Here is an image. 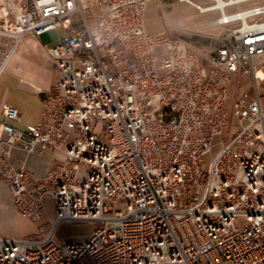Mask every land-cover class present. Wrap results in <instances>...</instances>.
<instances>
[{"label": "built area", "instance_id": "2783aa9c", "mask_svg": "<svg viewBox=\"0 0 264 264\" xmlns=\"http://www.w3.org/2000/svg\"><path fill=\"white\" fill-rule=\"evenodd\" d=\"M151 1L0 0V79L24 38L66 32L44 46L57 78L40 119L1 109L0 185L16 213L54 216L0 237V264H264V0H226L206 58L146 31ZM65 223L93 229L58 241Z\"/></svg>", "mask_w": 264, "mask_h": 264}, {"label": "rangeland", "instance_id": "374dc122", "mask_svg": "<svg viewBox=\"0 0 264 264\" xmlns=\"http://www.w3.org/2000/svg\"><path fill=\"white\" fill-rule=\"evenodd\" d=\"M196 5L202 8H210L214 4L207 0H195ZM248 5V4H243ZM219 17V11H210L206 13L200 12L196 6L181 3L178 0H152L145 13V28L148 33L154 34L161 31H167L170 35L181 37L187 45L196 52L201 58H206L208 54L213 52L220 44L219 36L226 31L225 27L215 25V20ZM66 32L63 29H57L41 35V42L51 48L59 44ZM14 65H9L0 79V96L9 97L10 100H18L25 103L29 108V114L26 116H37V109L33 103V93L31 83L25 79H17L14 76ZM242 79L241 82H245ZM18 82L20 85H18ZM22 84V85H21ZM38 118L30 119L32 123H36ZM27 121L18 124L20 128H25ZM102 125L98 126L96 133L101 132ZM218 140H215L216 142ZM52 155L51 152L47 153ZM54 155V154H53ZM59 156L58 154H56ZM205 169L208 168L210 155L204 158ZM4 187L0 185V188ZM5 188V187H4ZM107 203L116 206V202L107 201ZM54 216V207L49 201L48 214L41 220L34 221L27 217L14 215V222L19 229L17 237H26L31 234L40 232L39 226L48 222ZM5 217L0 211V228H4ZM4 219V221H3ZM62 224L57 230L56 239L58 241L69 239H84L88 236V231L92 228L91 224ZM99 225V224H96ZM8 226V225H7ZM5 226V227H7ZM2 235L0 231V236Z\"/></svg>", "mask_w": 264, "mask_h": 264}, {"label": "crops", "instance_id": "0c3cea01", "mask_svg": "<svg viewBox=\"0 0 264 264\" xmlns=\"http://www.w3.org/2000/svg\"><path fill=\"white\" fill-rule=\"evenodd\" d=\"M0 43L3 44L2 48L0 49L1 60L4 54L10 50L12 41L8 38H1ZM45 45L46 44H43L41 42V36L40 38H36L34 36H28L24 38L15 50L12 61L9 64L14 65L15 78L22 80L25 79L31 83V86L33 88V103L38 112L37 116H26L27 114H29L30 110L25 103H21L20 101L15 99L10 100L8 96H0V118L2 106L5 103H8L18 107L21 110L22 122L27 121L25 123L26 125L33 124L30 119L33 120L35 118H38L37 121L40 119L43 110V96L38 93V90H50L57 78L56 66L54 62L47 56V53L44 49ZM18 85H20L19 82ZM16 155L31 169H35L38 164L42 165L45 162V159L38 156L37 154L27 155L23 151H17ZM0 211L3 217H5V221L3 219L4 223L6 224L5 226L8 225L7 227L4 226V228H0V231L2 233L0 237H17L19 235V229L17 228V225L13 223V216L19 214L16 213L13 209V201L6 187L0 188ZM48 222L40 225L39 230ZM77 226L81 225L78 224ZM91 231L92 228L88 231V235ZM39 234L40 232H37L26 237L37 236Z\"/></svg>", "mask_w": 264, "mask_h": 264}, {"label": "bare ground", "instance_id": "6f19581e", "mask_svg": "<svg viewBox=\"0 0 264 264\" xmlns=\"http://www.w3.org/2000/svg\"><path fill=\"white\" fill-rule=\"evenodd\" d=\"M217 1H218L217 4H214L210 8L203 9L202 13H206V12H210V11H216V10L223 8L225 6L226 0H217ZM242 1H247V0H242ZM215 24H216V22H215Z\"/></svg>", "mask_w": 264, "mask_h": 264}]
</instances>
